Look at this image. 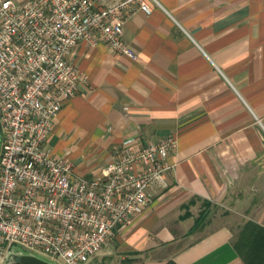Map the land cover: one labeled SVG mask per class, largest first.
Returning <instances> with one entry per match:
<instances>
[{
	"label": "crops",
	"instance_id": "1",
	"mask_svg": "<svg viewBox=\"0 0 264 264\" xmlns=\"http://www.w3.org/2000/svg\"><path fill=\"white\" fill-rule=\"evenodd\" d=\"M157 1L124 24L137 60L76 45L83 77L46 142L90 179L127 139L177 138L144 214L90 264H264V0Z\"/></svg>",
	"mask_w": 264,
	"mask_h": 264
},
{
	"label": "built area",
	"instance_id": "2",
	"mask_svg": "<svg viewBox=\"0 0 264 264\" xmlns=\"http://www.w3.org/2000/svg\"><path fill=\"white\" fill-rule=\"evenodd\" d=\"M0 0V264L17 245L65 264H90L152 202L149 188L172 167L174 135L134 148L127 139L87 179L46 146L83 77L70 60L80 41L107 43L133 60L124 24L148 0ZM158 2L157 0H155ZM159 3V2H158Z\"/></svg>",
	"mask_w": 264,
	"mask_h": 264
},
{
	"label": "water",
	"instance_id": "3",
	"mask_svg": "<svg viewBox=\"0 0 264 264\" xmlns=\"http://www.w3.org/2000/svg\"><path fill=\"white\" fill-rule=\"evenodd\" d=\"M5 264H53L31 253L19 252L15 247L8 253Z\"/></svg>",
	"mask_w": 264,
	"mask_h": 264
},
{
	"label": "rangeland",
	"instance_id": "4",
	"mask_svg": "<svg viewBox=\"0 0 264 264\" xmlns=\"http://www.w3.org/2000/svg\"><path fill=\"white\" fill-rule=\"evenodd\" d=\"M15 249L19 252L31 253V254L37 255L43 259L50 261L53 264H65L63 259H61L57 256H54L50 253L45 252L42 248H38V247L32 248V247H27V246L22 245V244H17L15 246Z\"/></svg>",
	"mask_w": 264,
	"mask_h": 264
}]
</instances>
